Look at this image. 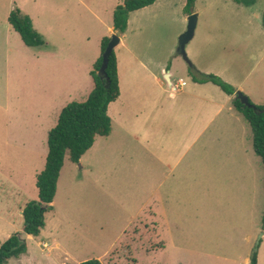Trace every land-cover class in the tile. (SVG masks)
<instances>
[{
    "label": "crops",
    "instance_id": "obj_1",
    "mask_svg": "<svg viewBox=\"0 0 264 264\" xmlns=\"http://www.w3.org/2000/svg\"><path fill=\"white\" fill-rule=\"evenodd\" d=\"M4 1V15L7 19L3 21V26L5 33L7 32V39L14 38L19 41L20 48L32 58L28 61L29 65L22 69L31 73L32 82L51 88V97L54 102H66L72 98L82 99L87 95L89 97L94 88L91 72L101 56L102 41L105 37H112L116 34L115 9L125 0ZM182 1L185 6L187 0ZM160 2L161 0H158L153 5L130 14L127 31L120 36V44L115 48L121 94L109 105L108 109L112 120V131L108 136H98L92 148L81 160L88 153L95 152V188L101 192L99 198H102L109 190L119 189L118 185L124 183H128L127 189L132 193L130 196L138 198L141 194H146V192L150 194L153 190H157L151 186L157 180H160L159 191L168 181L169 189L173 191L180 182L187 179L183 177H188L181 174L174 178H169L168 175L167 178H158L162 175L161 173L158 175L159 168L150 162V158L155 157L161 163L167 162L170 168H175L193 146H199L204 140L207 142L209 160L222 156V161H224V165H218L225 169L224 176L219 175L215 178L211 189L215 191L222 189L224 192L222 196L227 200L237 196L245 199L248 190L246 178L257 176L263 160L254 158L252 156L255 155L254 151L250 152L232 137L236 130L230 126L233 121L230 117H235L240 121L236 114L239 111L233 103L235 95L227 94L213 82L201 81L200 77L201 74L216 75L231 84L237 91L246 92L244 86L247 76L264 58V45L261 43L262 39L260 40L264 31L262 28L258 30L259 34L249 30L239 31L231 38L230 17L224 12L222 15L210 14L208 16L207 12L203 15L202 12L195 10L194 13H198L197 28L194 38L187 44L185 56L175 52L179 46L177 42L180 40V34L184 31L173 37L171 45L158 51L155 41L160 34L156 31L153 33L148 27L155 19V6ZM229 3L232 9L233 5L240 7L239 4H233L231 1ZM212 6L211 3L210 7ZM16 8L30 16L34 28L45 39V45L41 47L25 45L20 34L9 22L10 14ZM188 17L189 15L184 20L188 21ZM89 30L92 35L90 37L95 40L94 50H92L93 57L90 59H88L87 50ZM22 45H25V48ZM231 46L234 47L233 53L230 52ZM5 48V52L10 53L8 41L7 44L5 43ZM153 54H159L160 57ZM256 58L258 60L255 63ZM180 59H185V61ZM169 60L172 61L171 68L165 71ZM175 61L177 65H174ZM190 63L195 67L192 72ZM177 68L186 74L190 72L192 74L190 85L178 90L179 93L168 88V86L174 87L180 79H184L180 77L173 82L174 71H179ZM262 100L264 99L261 101L255 99L254 102L262 105L264 104ZM226 110L229 113L226 116L227 119L220 124L218 129H212L216 118ZM239 114L242 113L239 112ZM217 151L218 154L215 156ZM126 152L134 156L129 163H126L123 157ZM163 153L165 157H161ZM45 157L47 162V156ZM68 157L70 159V156ZM68 161L66 158L53 202L54 209L46 214L45 228L39 237L29 235L27 239L39 242L34 248L30 245L27 253L19 258H12L9 264H72L71 256L59 249L57 240L44 236L53 228L51 224L55 221L57 226L67 225L73 231L86 230L83 225L88 224L78 222L79 216L66 210L65 205L63 212L59 210L63 208V204L58 202L63 181L67 180L70 185L76 180L80 187L87 179L82 178V174L92 167L83 162L80 164L78 178H63ZM215 161L221 162L220 160ZM71 163L73 167L77 166V163L73 161ZM209 176L215 177L216 174L210 175L209 170ZM224 178H233V180L225 181ZM67 191L69 197L71 189ZM34 200H39V188L38 196ZM27 204L16 208L17 213L22 217ZM140 208L145 209V206ZM151 210H153L151 215L155 217L163 214L161 204L156 203ZM179 213L180 211L175 209L170 214L178 215ZM0 219L5 225H9L7 219L3 217ZM87 219L92 221L91 217H86L85 220ZM93 221L98 222V218L94 216ZM92 226L93 224L89 226V229ZM17 230V232L23 231V228H17ZM8 234L10 237L11 234ZM102 257L100 256L99 259L103 262ZM83 260L73 264H80Z\"/></svg>",
    "mask_w": 264,
    "mask_h": 264
},
{
    "label": "rangeland",
    "instance_id": "obj_2",
    "mask_svg": "<svg viewBox=\"0 0 264 264\" xmlns=\"http://www.w3.org/2000/svg\"><path fill=\"white\" fill-rule=\"evenodd\" d=\"M215 1H196L193 12L200 11L203 15L207 12L208 16L222 15L224 12L230 17L231 38L239 31L249 30L257 34L260 28L264 31V0H242V3L237 0ZM230 1L240 7L233 5L232 9ZM3 3L5 1L0 0V218L7 219L9 225H5L0 219V239L6 241L8 233H21L22 230L17 232V228L24 226V219L16 208L35 201L38 196L37 179L44 169L45 155H48L49 133L57 125L61 111L73 100L85 101L88 95L82 99L54 102L51 88L32 82L31 73L22 70L32 58L20 48L19 41L7 39L3 26V21L7 19ZM183 3L182 0H161L155 6V19L148 28L153 33L156 31L160 34L155 41L158 51L171 45L173 37L181 31H187L188 21L184 18L189 14L185 11L187 3L185 6ZM88 35L87 50L90 59L93 57L95 40L90 37L91 30ZM261 39L264 45V33ZM19 40L21 41L20 37ZM7 41L10 43V53L5 52ZM230 42L232 43V39ZM22 46L25 48V45ZM178 50L179 46L175 52ZM230 52H234L233 46ZM153 55L160 57L159 54ZM171 60L167 62L165 71L171 68ZM257 60L256 58L255 63ZM174 65H177V61ZM177 69L179 71H174L173 82L183 77L189 86L193 70L186 74L180 68ZM168 88L179 93L175 86ZM244 88L246 92L243 93L253 102L255 99H264V58L247 76ZM238 113L240 121L230 117L233 119L230 126L236 130L232 137L250 152L254 151V158L262 160L255 151L251 124L243 114ZM227 114L228 110L221 113L212 129H218L227 119ZM223 141L222 137V143ZM206 144L203 140L199 146H193L175 168H170L167 162L161 163L155 157L150 158V162L159 168L158 175H162L158 178H167V175L174 178L181 174L189 178L183 177L187 179L180 182L173 191L169 189V181L159 191L160 180H157L151 184L157 190L141 194L138 198L130 196L132 193L127 189L128 183L118 185L119 189L109 190L99 198L101 192L95 188V152L88 153L76 167H73L67 155L69 161L63 178H78L80 164L83 162L92 167L82 174V178L87 179L80 187L76 180L70 185L67 180L63 181L58 201L63 204V208L59 210L72 211L79 216L78 222L88 224L83 225L86 230L73 231L67 225L57 226L55 221L51 224L53 228L46 231L44 236L56 239L59 249L71 256L72 264L83 259H99L100 256H103L104 264H252L254 253H257V264H264V163L260 164L255 178H246V198L240 199L237 196L227 200L222 196V189H211L213 180L219 175L223 177L225 169L218 166L224 165L222 156L209 160ZM128 154L126 152L123 155L126 163L134 157ZM217 154L218 151L215 156ZM161 157H165V154ZM215 160L221 162L217 163ZM209 170L210 175L216 176H209ZM69 188L71 193L68 197ZM228 201L232 204L227 203ZM156 203L161 204L163 211L157 217L151 215V207ZM141 206H145V209L141 210ZM175 209L180 213L171 215ZM94 216L98 218V222L93 221ZM86 217H91L92 221H86ZM38 242L34 239L27 240L28 247L31 245L33 248Z\"/></svg>",
    "mask_w": 264,
    "mask_h": 264
},
{
    "label": "trees",
    "instance_id": "obj_3",
    "mask_svg": "<svg viewBox=\"0 0 264 264\" xmlns=\"http://www.w3.org/2000/svg\"><path fill=\"white\" fill-rule=\"evenodd\" d=\"M158 0H125L117 7L114 14V28L121 36L127 31L130 14L139 9L151 6ZM197 0H187L185 10L192 15L194 3ZM242 3V0H237ZM10 24L20 34L28 47H41L45 39L34 28L30 16L25 15L19 8L14 9L9 17ZM112 37L102 41V55L94 65L91 75L94 88L85 101H73L63 108L57 125L50 131L45 169L38 175L39 200L32 201L23 210V231L34 237H39L46 226V214L54 209L58 182L65 164L66 156L71 161L79 163L89 151L98 136H108L112 131V120L108 114L109 105L116 101L121 94L118 72V58L114 50L109 58L105 74L99 71L103 65V56ZM190 68L195 69L190 63ZM201 81H209L218 85L229 95H235V108L249 121L254 132V147L264 163V105L255 104L250 98V106L244 104L237 96V90L216 75L201 74ZM244 94V93H243ZM245 95V94H244ZM49 205V207H43ZM264 227V222H263ZM19 233L11 235L6 241L0 239V264H9L12 258H19L28 251V243L19 239ZM257 264V253L251 259ZM80 264H104L100 259H89Z\"/></svg>",
    "mask_w": 264,
    "mask_h": 264
},
{
    "label": "water",
    "instance_id": "obj_4",
    "mask_svg": "<svg viewBox=\"0 0 264 264\" xmlns=\"http://www.w3.org/2000/svg\"><path fill=\"white\" fill-rule=\"evenodd\" d=\"M188 21L189 23H188L187 31L181 35L180 40H179L178 53L183 54L184 56L186 54L187 44L195 36V31H196L197 23H198V15L196 13H193L192 15L189 16ZM120 41H121V38L119 35L114 34L112 36L111 41L109 42L108 47L103 56V65L99 71L100 74H105L106 76V69L109 63L110 55L115 50V48L120 44ZM237 96L244 104L250 106L249 97L247 95H244L242 91H238ZM43 207H49V205H43ZM18 236H19L20 241L26 242L29 237V234L22 231L21 233H19Z\"/></svg>",
    "mask_w": 264,
    "mask_h": 264
},
{
    "label": "built area",
    "instance_id": "obj_5",
    "mask_svg": "<svg viewBox=\"0 0 264 264\" xmlns=\"http://www.w3.org/2000/svg\"><path fill=\"white\" fill-rule=\"evenodd\" d=\"M186 85H187V81L184 80V79H180L179 82H178V84L175 85V88H176L177 90H180V89H182L183 87H185Z\"/></svg>",
    "mask_w": 264,
    "mask_h": 264
}]
</instances>
